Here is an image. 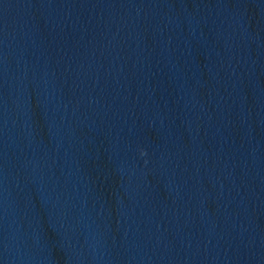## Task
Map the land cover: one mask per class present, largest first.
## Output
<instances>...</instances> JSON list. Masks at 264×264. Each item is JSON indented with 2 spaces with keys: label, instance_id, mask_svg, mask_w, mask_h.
Listing matches in <instances>:
<instances>
[{
  "label": "water",
  "instance_id": "1",
  "mask_svg": "<svg viewBox=\"0 0 264 264\" xmlns=\"http://www.w3.org/2000/svg\"><path fill=\"white\" fill-rule=\"evenodd\" d=\"M0 264H264L223 0H0Z\"/></svg>",
  "mask_w": 264,
  "mask_h": 264
}]
</instances>
